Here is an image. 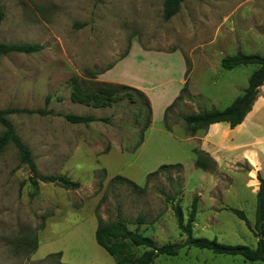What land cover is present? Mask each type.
<instances>
[{
    "label": "rangeland",
    "instance_id": "1",
    "mask_svg": "<svg viewBox=\"0 0 264 264\" xmlns=\"http://www.w3.org/2000/svg\"><path fill=\"white\" fill-rule=\"evenodd\" d=\"M162 4L163 0H0V42L42 46L34 53L0 56V109L43 108L49 96L46 109L51 113L13 114L9 120L31 150L39 174L65 175L80 183L76 190L41 181L32 184V173L15 147L4 149L0 264H116L95 241L98 215L104 222L120 217L129 229L138 227L159 244L183 240L167 197L180 205L184 220L197 198L194 238L256 246L257 231H250L226 208L243 210L254 224V165L260 148L253 138L264 133V83L233 139L230 132L221 134L218 125L187 135L180 115L225 108L242 93L255 66L224 70L220 60L237 51L264 55V0H183L168 20L162 16ZM139 47L163 54L142 56L134 52ZM130 50L125 61L118 60ZM111 64L104 77L149 98L151 124L142 134L146 107L137 93L135 103L122 99L104 108L69 99L72 77L92 88L109 82L99 72ZM185 79L187 99L169 110L167 130L164 110ZM66 113L107 120L72 125L62 116ZM2 130L0 125V134ZM244 135L246 141L238 140ZM140 136L142 142L133 149ZM195 149L215 161V172L194 165ZM176 163L181 168L152 176L144 193L110 182L121 175L142 186L148 173ZM137 217L143 223L136 224ZM33 236L37 247L30 251L23 239ZM142 251L132 247L122 255L129 258ZM151 264L264 263L190 247L176 256L159 255Z\"/></svg>",
    "mask_w": 264,
    "mask_h": 264
},
{
    "label": "trees",
    "instance_id": "2",
    "mask_svg": "<svg viewBox=\"0 0 264 264\" xmlns=\"http://www.w3.org/2000/svg\"><path fill=\"white\" fill-rule=\"evenodd\" d=\"M182 2L183 0H163V18L168 20L176 15ZM3 19L4 11L0 8V23ZM41 48L42 46L36 43L0 42V56H6L10 53L29 54L37 52ZM127 54L128 52L122 55L118 60H122ZM245 65H253L255 66V69L250 74L247 86L243 89L242 93L236 96L227 107L222 109L212 107L209 109H201L194 113L180 115L185 124L187 135L193 136L198 130H207L210 125L215 123L226 122L230 128L240 127L244 123L247 117L246 115H248L251 111L258 96L259 88L264 83V55L258 53L245 54L241 51H237L235 54L226 55L220 60V67L224 70H231L235 67ZM113 66L114 64L108 65L99 73H104ZM70 82L71 91L69 99L74 103L91 106L93 108L112 107L122 99H127L129 103H135L136 99L134 93L141 95L146 107V115L143 124L140 127L141 134L151 124L152 109L149 98L143 91L130 87L127 84L104 81L95 83V87L87 88L82 85L76 77H72ZM186 85L187 80L185 79L178 95L164 110L163 125L167 130H171V127L167 124V114L180 99L184 98L183 93L186 91ZM48 101L49 96H46L43 108L24 109L6 107L0 109V125L3 129L0 134V154L9 145L15 147L20 162L27 165L28 169L32 173L30 178L32 184H36L38 181H41L44 183H53L63 189L76 190L80 187V183L68 178L65 175H42L38 173L31 150L25 143H23L9 120V116L13 114H49L51 112L46 109ZM62 116L72 125H87L96 120H107L105 118H96L88 114L66 113ZM141 142L142 137L140 136L133 149L138 147ZM193 154L195 157L194 165L196 167L202 170L207 169L210 172H215V161L209 155L196 149L193 150ZM170 167L181 168V164L176 163L174 165L165 164L159 166L154 172L146 175L145 183L142 186L137 185L133 181L121 175H115L110 182L115 185H127L136 192L144 193L151 177L161 170ZM257 180L259 184L255 194V221L253 225H251L243 210L234 207L226 208V210L230 211L242 220L250 231L256 230L257 237L260 234L262 235V237L257 240L254 248H250L246 245L223 244L218 242L215 238H194L192 236V227L196 214V197L192 199L191 208L186 220H184L180 205L178 203H173L172 197H167V201L170 202L176 218L177 228L179 229L180 234L184 236L183 240L159 244L152 237L141 233L138 227L133 230L129 229L128 223L120 217L111 220L109 219L104 222L98 215V224L94 232L95 241L114 258L116 264H151L159 255L176 256L180 249L190 247L207 249L215 254L240 256L245 261L264 263V177H261L258 174ZM179 193L180 189L175 191V195H178ZM141 223H143V218L137 217L136 224ZM23 241H25L26 245L29 246L30 251L36 249L37 238L35 236L23 239ZM132 247H141L143 248V251L140 255L134 257H132L133 254H130L129 258L126 257V254L125 256L122 255L124 253L129 254Z\"/></svg>",
    "mask_w": 264,
    "mask_h": 264
},
{
    "label": "crops",
    "instance_id": "3",
    "mask_svg": "<svg viewBox=\"0 0 264 264\" xmlns=\"http://www.w3.org/2000/svg\"><path fill=\"white\" fill-rule=\"evenodd\" d=\"M133 49V47L131 48V50ZM131 50L128 52V54L122 59V60H126L127 59V57H129L130 56V53H131ZM134 52H136L137 54H139V55H142V56H147L148 55V53H157V54H155V55H158V54H163V53H158V52H152V51H148V50H144V49H142V48H137ZM132 55V54H131ZM185 72V71H184ZM105 76V72H104V74H103V76H102V78H104L105 80H108L109 82L111 81V82H115V81H113V80H111V79H109V78H106V77H104ZM183 82H184V80H181V82H180V84H183ZM250 113V112H249ZM246 116H248V115H246ZM246 119H247V117H246ZM242 123V122H241ZM213 125V127H215V126H217L216 128H220L221 129V134H228V132H230V134H229V138L230 139H233V137L236 135V133H235V131L238 129V127H234V128H230L229 127V125H228V123H226V122H220V123H215V124H212ZM212 125H210L209 127H208V129L209 128H213L212 127ZM261 128V127H260ZM260 131V130H259ZM246 134H248V133H245V135ZM245 135H244V137H242V138H239L238 140H240V141H242V140H245L246 139V137H245ZM252 133H251V135L248 137V139H247V141L248 140H251L252 139ZM253 143L254 144H256L257 146H259V148H260V150L258 151V161L256 162V164L254 165L253 163V165L255 166L254 167V169H255V171H254V173L255 174H259L261 177H264V133H261V132H258L257 134H255V136H254V138H253ZM246 141V140H245ZM241 158H243V157H241ZM216 160H218L219 161V163H221L220 162V159L218 158V159H216ZM244 160V159H243ZM258 164V165H257ZM256 185H255V187H254V190H253V194H256V191H257V189H258V184H259V182H258V180L256 179ZM256 239V242H257V240H258V237L257 238H255Z\"/></svg>",
    "mask_w": 264,
    "mask_h": 264
},
{
    "label": "water",
    "instance_id": "4",
    "mask_svg": "<svg viewBox=\"0 0 264 264\" xmlns=\"http://www.w3.org/2000/svg\"><path fill=\"white\" fill-rule=\"evenodd\" d=\"M261 237H262V235L260 234V235L258 236V239L261 238Z\"/></svg>",
    "mask_w": 264,
    "mask_h": 264
}]
</instances>
